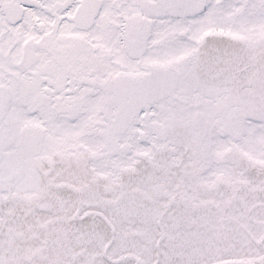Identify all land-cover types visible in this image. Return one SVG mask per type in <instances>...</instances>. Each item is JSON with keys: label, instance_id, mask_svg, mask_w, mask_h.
<instances>
[{"label": "snow or ice", "instance_id": "6c2138e0", "mask_svg": "<svg viewBox=\"0 0 264 264\" xmlns=\"http://www.w3.org/2000/svg\"><path fill=\"white\" fill-rule=\"evenodd\" d=\"M0 264H264V0H0Z\"/></svg>", "mask_w": 264, "mask_h": 264}]
</instances>
